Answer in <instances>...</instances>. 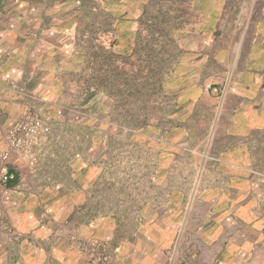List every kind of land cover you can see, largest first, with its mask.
I'll list each match as a JSON object with an SVG mask.
<instances>
[{
  "label": "crops",
  "instance_id": "0c3cea01",
  "mask_svg": "<svg viewBox=\"0 0 264 264\" xmlns=\"http://www.w3.org/2000/svg\"><path fill=\"white\" fill-rule=\"evenodd\" d=\"M133 2L131 12L139 13L129 18L133 29L104 28L98 54L104 65L106 55L120 58L124 49L131 55L139 46L149 47V80L167 92L177 89L181 120L175 126L185 140L197 136L195 196L167 192L175 161L160 158L156 174L151 171L147 179L161 192L150 198L147 191L151 203L133 210L123 200L132 198L136 175L103 174L104 161L94 158L101 157L100 150L88 145L80 150L75 129L60 160L51 138H40L37 166L13 155L8 163L13 178L0 182L3 220L18 236L1 234L0 264H86L73 235L107 239L115 264H168L164 251L177 229L200 247L196 252L194 244L195 255L182 264H264V0H163L162 29L140 33L154 16V1ZM52 4L0 0V149L6 130L25 110V96L38 95L37 88L52 86L56 78L54 16L47 13ZM120 65L115 59L108 70ZM117 163L122 166L121 159ZM128 166L131 172L136 165L130 160ZM126 178L129 197L121 195ZM105 182L113 184V195L100 192ZM202 184H208L204 190ZM112 196L116 201L107 203Z\"/></svg>",
  "mask_w": 264,
  "mask_h": 264
},
{
  "label": "rangeland",
  "instance_id": "374dc122",
  "mask_svg": "<svg viewBox=\"0 0 264 264\" xmlns=\"http://www.w3.org/2000/svg\"><path fill=\"white\" fill-rule=\"evenodd\" d=\"M51 1L53 4L47 13L50 12L54 16L52 17L51 37L52 39L55 37L56 53L52 54L51 59L55 57L56 78L52 86L47 88L42 86L41 91L37 88L38 95L25 96L29 99L21 114L23 117L31 113L41 123L49 126L50 131L41 134L37 140L34 147L36 161L31 162L28 156L24 157L36 167L39 162L36 147L39 145L40 138L50 137L53 142L52 153L58 156V160L62 159V155L64 156L66 152V145L73 137L74 131L71 132V130L75 129L76 141L81 143L78 147L80 150L82 145L84 147L88 145L86 148L90 150L93 148L100 150L102 158L97 153L94 158L98 157L104 161L103 174L110 178L114 175L118 176V173L122 176L132 173V178L133 175L137 176V182L131 184L132 198L127 199L128 202L123 200L128 206L132 202L130 208L133 210L137 207L140 209L146 202L151 203L150 199L149 201L145 199L147 191L151 192L150 198L151 194L155 196V193L161 192L147 179L151 171L156 174L158 167L155 163L160 158L164 161L170 160V164L175 161L169 166L172 178L171 182L166 184L167 192H184L186 198L191 194L195 196L193 177L196 169L193 165V143H196L194 137L197 136L192 135L189 141L185 140L184 135L179 133L181 130L178 131L175 126L181 120L176 116L177 94L173 93L177 89L174 88V91L170 89L171 92H167L168 88L153 85L149 80L146 63L149 60L146 57L149 55L145 54L149 47L139 46V49H135L131 55L128 50L124 49L120 58L111 53L104 56L106 57L104 65L101 61L103 55L98 54V34L104 28L106 31H112L115 26H120L122 31L128 32L133 29L129 18L132 15H139L135 11L131 12L130 6L133 5L135 9L134 0ZM153 1L154 16L152 20L148 19L149 22H143L142 29L140 27L138 29L139 33L162 29L160 14L163 0ZM116 17L121 18L120 22L114 21ZM138 37L141 38H139L141 42L146 41L144 34H138ZM153 56L160 58L158 54ZM43 59L42 63H45L46 58ZM115 59L122 62L121 69L115 72L109 71L108 68L114 65ZM104 67L106 71L101 70ZM148 73L151 72L148 71ZM61 82L66 85L61 86ZM42 85H45L44 81ZM183 143H191L192 146L187 147L189 150H185L179 147V144L183 145ZM119 159H121V167L117 166ZM130 160L136 165L131 168V172L128 166ZM59 173L63 174L61 168H59ZM204 185L208 184L201 185L203 190ZM103 186L105 191L101 189L100 192L113 195V190L109 189L113 187V184L105 182ZM115 186L117 188L119 184ZM121 187V195L124 196V192H127L128 196L130 184L127 178L126 181H122ZM110 198L106 199L107 203H112L117 199L113 196ZM194 201L198 204L199 197ZM184 202L188 200L184 199ZM131 217L132 215L127 216L128 219ZM175 233L176 236L171 246L164 251V255L169 260L168 264H182L187 258L194 256V244L196 252L200 250L192 238L179 235L178 229ZM70 239L85 256L86 264H115L114 248L107 239L77 235L71 236ZM90 240L104 244L108 255L106 262L100 260L98 255L91 258L88 244H80V242Z\"/></svg>",
  "mask_w": 264,
  "mask_h": 264
},
{
  "label": "built area",
  "instance_id": "2783aa9c",
  "mask_svg": "<svg viewBox=\"0 0 264 264\" xmlns=\"http://www.w3.org/2000/svg\"><path fill=\"white\" fill-rule=\"evenodd\" d=\"M49 129V126L41 123L31 113L25 114L8 127L4 135V147L0 149V182L7 183L13 178L8 170V162L13 155L28 156L31 162L36 161L34 147L39 136L48 133ZM3 217L4 208L0 202V236L7 232L16 239L18 236L15 230L13 227L4 224ZM80 244H88L91 258L98 255L100 260L107 261V249L104 244L96 240L80 242Z\"/></svg>",
  "mask_w": 264,
  "mask_h": 264
}]
</instances>
